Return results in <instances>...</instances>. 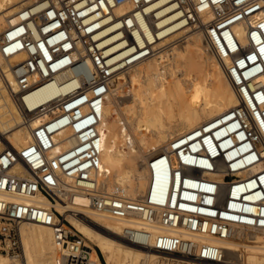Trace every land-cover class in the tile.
I'll return each mask as SVG.
<instances>
[{
	"label": "built area",
	"instance_id": "built-area-1",
	"mask_svg": "<svg viewBox=\"0 0 264 264\" xmlns=\"http://www.w3.org/2000/svg\"><path fill=\"white\" fill-rule=\"evenodd\" d=\"M13 15L0 30V57L15 80L18 103L33 116L50 117L21 150L0 138V192L41 193L67 204V180L89 194L92 208L118 219L142 217L221 238L240 228L264 229V0H30ZM238 23L247 29L246 44L233 30ZM183 29L180 42L198 35L219 60L240 105L149 157L144 164L153 181L165 175L162 192L153 184L139 200L105 193L96 175L114 79L157 55V43ZM47 85L56 91L52 98L30 107L27 97ZM29 222L53 229L60 247L51 264H97L62 214L5 198L1 253L21 256L20 226ZM123 235L158 253L226 264L221 248L192 238L145 228Z\"/></svg>",
	"mask_w": 264,
	"mask_h": 264
},
{
	"label": "bare ground",
	"instance_id": "bare-ground-1",
	"mask_svg": "<svg viewBox=\"0 0 264 264\" xmlns=\"http://www.w3.org/2000/svg\"><path fill=\"white\" fill-rule=\"evenodd\" d=\"M29 2L0 0L3 9L0 30L9 21L14 22V12ZM233 30L243 44L248 42L244 23L234 25ZM185 33L183 29L170 34L157 43L156 47L160 48L157 55L115 77L100 125L104 143L101 170L96 179L105 193L139 200L153 184L162 192L167 185L165 175L160 174L153 181L144 164L149 157L170 149L178 137L192 133L240 105L219 60L207 50L201 38L190 35L184 40L185 45L179 44ZM15 91L13 75L0 57V138L21 150L33 142V131L49 119L50 113L31 115L18 103ZM55 92L51 86L41 87L27 97L28 105L33 107L45 102ZM63 190L69 194L67 204L41 193L22 196L0 192V198L55 209L93 250V261L97 264H211L158 253L130 242L123 235L125 229L142 228L155 235L177 234L219 247L225 262L242 246L245 263L264 264V229L240 228L227 238L192 234L179 228H165L142 217L118 219L97 211L91 207L89 194L70 181L65 180ZM59 194L64 198V193ZM71 212H77L78 216ZM20 231L22 255L12 257L0 253V264H51L56 260L60 245L50 226L23 223ZM248 235L253 239L249 243L237 241Z\"/></svg>",
	"mask_w": 264,
	"mask_h": 264
},
{
	"label": "rangeland",
	"instance_id": "rangeland-1",
	"mask_svg": "<svg viewBox=\"0 0 264 264\" xmlns=\"http://www.w3.org/2000/svg\"><path fill=\"white\" fill-rule=\"evenodd\" d=\"M183 42H184V44H183ZM183 42H180L179 44L180 45H185L187 42L186 41H183ZM202 51V53L204 54V55H206L207 54V52L205 51V50H203V49H201ZM209 54V53H208ZM211 56V55H210ZM70 228V230L72 231V232H75V229H73V228H71V227H69ZM76 233V232H75ZM79 235V234H78ZM251 240H253L252 238H251V236L250 235H248V236H243V237H241L240 239H238L237 241L238 242H240V243H249ZM1 253V252H0ZM95 253V252H94ZM1 254H4V253H1ZM242 254V255H241ZM6 255V254H5ZM22 255V254H21ZM234 256H232V258H230V259H228V262H225L226 264H247V263H245L244 262V248L242 247V246H240V249H239V251H236V252H234V254H233ZM8 256H10V255H8ZM95 256H96V254H95ZM94 256V257H95ZM239 256H240V258H239ZM242 256V257H241ZM13 257V256H12ZM225 260V259H224Z\"/></svg>",
	"mask_w": 264,
	"mask_h": 264
}]
</instances>
